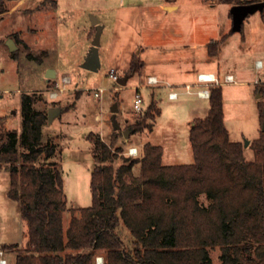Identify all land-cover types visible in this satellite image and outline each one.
I'll use <instances>...</instances> for the list:
<instances>
[{
    "label": "trees",
    "instance_id": "16d2710c",
    "mask_svg": "<svg viewBox=\"0 0 264 264\" xmlns=\"http://www.w3.org/2000/svg\"><path fill=\"white\" fill-rule=\"evenodd\" d=\"M6 1L12 0H0V15L8 11ZM196 1L230 7L261 2ZM226 38L211 41L209 54L216 55ZM141 66L134 54L126 75L138 74ZM255 91L264 96L263 85ZM20 107L21 131L0 130L7 196L18 204L28 228L14 264H95L98 254L104 264H211L214 248L220 264H264V133L251 143L253 160L246 161L242 143L230 141L225 127L222 87L211 89L206 115L192 122L193 162L187 165H163L162 148L150 143L142 145L139 156L119 155L116 133L106 143L89 132L93 168L91 203L85 208L66 205L60 150L53 139H41L47 101L40 93L23 94ZM257 107L262 124L264 102ZM159 112L150 104L126 129L130 135L151 132ZM66 211L71 216L64 229Z\"/></svg>",
    "mask_w": 264,
    "mask_h": 264
},
{
    "label": "rangeland",
    "instance_id": "374dc122",
    "mask_svg": "<svg viewBox=\"0 0 264 264\" xmlns=\"http://www.w3.org/2000/svg\"><path fill=\"white\" fill-rule=\"evenodd\" d=\"M127 2L131 4V9H128ZM155 2L12 0L5 3L8 11L0 15V130L21 131L20 104L23 94L40 93L49 108L55 107L52 104L62 108L60 114L43 126L41 139L44 142L53 139L60 150L63 189L68 208H85L90 205L89 184L93 160L90 155L91 143L86 139L89 132L98 134L107 143L110 136L116 133L119 138L116 147L120 146L124 150L128 146H137L139 155L143 144L158 145L162 148L163 165H187L193 162L189 129L197 113H202L200 119L206 115L208 105L196 107L190 98L185 101H169L167 95L161 93L158 100H154V92H151L149 100L148 91L141 90L144 104L148 106L155 103L159 115L155 118L151 132L144 129L129 134L128 139L122 136V131L139 117L132 100L136 91L134 86L140 85L142 79L135 74L121 86L108 76L110 69L116 71L118 77L129 72V59L114 53L108 46L111 29L115 24L113 19L121 13H136L138 6L149 7ZM178 3L180 9L175 17L183 19L188 30L193 20L194 33L198 38L199 71H219L221 77L230 74L235 81L243 82L222 86V102L224 123L230 141L242 143L244 157L250 162L254 156L250 145L259 137L261 130L258 101L255 103L252 100L257 86L253 81H264V7L250 13L243 20L241 28L234 30L232 18L228 17L231 9L229 5L199 2L192 8L191 0H178ZM261 3L264 4V0ZM92 18L100 21L101 26L98 47L100 66L96 71L82 68L94 39ZM128 20L136 24V29L141 25L139 17H128ZM132 31L128 41L131 48L137 43L155 42L153 38H146L144 34L136 32L132 34ZM224 35L227 38L217 48V54L210 55L208 44ZM8 39L14 40L17 45L14 56L9 51ZM256 60L261 61V69L254 67ZM43 67L55 68L58 72L56 79L46 83ZM62 75H69L72 79V83L67 85L68 91L60 94L57 99H48L47 90L55 87L56 81L61 85ZM101 87L105 91L100 97H95L93 89ZM259 101L264 102L261 98ZM114 104H117V113L111 112ZM38 106L45 108L41 104ZM114 124L119 126L117 130ZM245 142H249L246 147ZM133 171L135 175L139 174L138 166ZM8 187L9 174L3 168L0 171V250L5 244H17V250L3 251L9 264H14L17 251L25 248L28 228L20 217L18 204L7 196ZM70 216L68 211L62 214L64 229ZM209 253L211 264H220L218 248L210 249Z\"/></svg>",
    "mask_w": 264,
    "mask_h": 264
},
{
    "label": "crops",
    "instance_id": "0c3cea01",
    "mask_svg": "<svg viewBox=\"0 0 264 264\" xmlns=\"http://www.w3.org/2000/svg\"><path fill=\"white\" fill-rule=\"evenodd\" d=\"M191 2H192V8H194V6H196L199 3L196 0H191ZM205 4H209V3H205ZM210 4L214 5L216 3H210ZM127 6L128 9H131L130 3H128ZM179 9H180V5L178 3V0L174 2H167L165 0H156L155 4L149 5V7L138 6V10L136 13L133 11L131 13L128 12L121 13V15H117L113 19L115 24L114 27L111 29V36L109 37L110 39L108 40V44H109L108 46L110 47V50L113 51L114 53L119 55L120 54L124 55L126 59H129L128 60L129 64L132 56L134 54H137L139 59L142 61V66L140 68V72L138 73V76L140 79H142V81L140 82L141 83L140 85L134 87L135 90L137 88H140V92L141 90L148 91L147 95L149 96V100H151L152 97L151 92H154V96H153L154 100H158L159 94L164 93L165 95H167V90L162 87L148 86L147 85L148 78L155 77L160 82H166V83L169 82L171 84L179 85L192 81L195 74L202 72V71L200 72L198 69V56H199L198 38L197 35H195L194 33L193 20L188 30V26L187 24L184 23V20L183 19L179 20L175 17L176 12L179 11ZM128 17H131L133 19L134 17H139V20L141 21V25H139L136 29V27H134V25L136 24L134 22L133 24H131L130 21L128 20ZM228 17H229V13H228ZM131 30H133L132 34L134 32H136L139 35L144 34L146 38H153L155 42L147 41L144 44L137 43L135 46H133V48H131L130 44L128 43V41L130 40L129 33L131 32ZM152 35H154L155 37ZM50 68H52L56 72V77H57L58 75L57 70L53 67ZM50 68L43 67L42 72L44 73L47 69ZM214 74L221 77L219 71ZM64 76H69V75H62V77ZM56 77L54 79H56ZM70 80H71L70 82L71 84L72 83L71 77ZM46 83H48V81H46ZM240 83L243 82L236 81L235 84H240ZM261 84L264 85V81ZM55 85H58V81L55 82ZM141 95H142V104H143L142 110H143L146 109L150 104L146 106L144 104L145 100L142 92ZM187 98H190L191 102H193L194 106L196 107L202 105H208L209 103V102L202 104L196 103L193 101L192 97L187 95L179 96L176 100H169V99L167 100L185 101V99L187 100ZM256 100L259 102V99L256 98H254L252 101L256 103L257 102ZM55 107L61 109L58 114H60L63 111L61 107L57 105ZM205 112L206 109H204V113ZM197 115L198 116L193 118V120L200 119L202 113H197ZM96 119H98L97 116ZM132 147H137V146H132Z\"/></svg>",
    "mask_w": 264,
    "mask_h": 264
},
{
    "label": "built area",
    "instance_id": "2783aa9c",
    "mask_svg": "<svg viewBox=\"0 0 264 264\" xmlns=\"http://www.w3.org/2000/svg\"><path fill=\"white\" fill-rule=\"evenodd\" d=\"M254 67L261 69L262 63L259 60L254 62ZM108 76L112 81L117 82L119 78L116 71L110 69L108 70ZM71 80L69 76H64L60 79L61 85H56L48 91L49 99H57V97L68 91L67 85L70 84ZM236 81L233 76L230 74H224L222 77L215 75L211 72H201L195 74L194 78L190 82H186L184 84H171L166 82H160L155 77H151L147 79V85L152 87H162L167 90V99L176 100L179 96H190L193 101L199 104L208 103L210 101V93L212 88H218L226 85H235ZM254 84H261L260 81L254 80ZM94 96L100 97L101 93L105 91V88H97L93 89ZM261 100L264 101V96L261 97ZM132 104L136 114H140L142 112V95L140 92V88H137L135 91L134 98L132 100ZM123 155L129 157L138 156L137 147L129 146L125 150L120 152ZM0 264H9L7 258L4 257L3 250H0ZM95 264H104V260L102 256L95 257Z\"/></svg>",
    "mask_w": 264,
    "mask_h": 264
},
{
    "label": "water",
    "instance_id": "95a60500",
    "mask_svg": "<svg viewBox=\"0 0 264 264\" xmlns=\"http://www.w3.org/2000/svg\"><path fill=\"white\" fill-rule=\"evenodd\" d=\"M264 7V4L261 2L258 3H249V5H233L231 7L229 13L231 14L232 18V25L234 30H239L241 28V24L245 18H247L250 13L256 11V10H262ZM92 25L95 27V34H94V39L92 41L91 48L89 49L88 53L86 54V58L84 61V64L82 66L83 69L89 70V71H96L99 66V55H98V47L100 45V33H101V26L99 25V21L96 19L92 18ZM7 45L9 48V51L11 53H14L17 49V45L15 44L14 40L8 39ZM44 78L46 81H49L51 79H54L56 77V72L50 68L47 69L44 72ZM133 75H125L123 77H119L117 79V84L124 86L127 82V80L132 77ZM256 99L261 98L259 94L255 95ZM60 108L56 107H51L50 109L47 110V122H51L53 117L60 112ZM112 113H117L118 112V107L117 104H114L111 108ZM264 117V115H263ZM115 130L119 128L117 124H114ZM260 132L264 133V119L261 124V130ZM130 134L129 129H125L122 131V136L125 139H128ZM249 142H245L244 146L246 147Z\"/></svg>",
    "mask_w": 264,
    "mask_h": 264
}]
</instances>
